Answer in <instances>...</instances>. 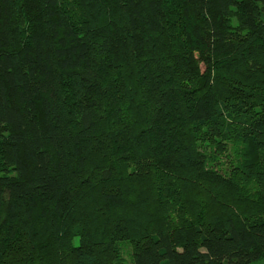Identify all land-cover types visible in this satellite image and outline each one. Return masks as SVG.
<instances>
[{"label": "trees", "instance_id": "16d2710c", "mask_svg": "<svg viewBox=\"0 0 264 264\" xmlns=\"http://www.w3.org/2000/svg\"><path fill=\"white\" fill-rule=\"evenodd\" d=\"M264 264V0H0V264Z\"/></svg>", "mask_w": 264, "mask_h": 264}, {"label": "rangeland", "instance_id": "374dc122", "mask_svg": "<svg viewBox=\"0 0 264 264\" xmlns=\"http://www.w3.org/2000/svg\"><path fill=\"white\" fill-rule=\"evenodd\" d=\"M122 256H123V261L120 264H129L130 261L129 259L126 258V254L124 255V253H122Z\"/></svg>", "mask_w": 264, "mask_h": 264}]
</instances>
